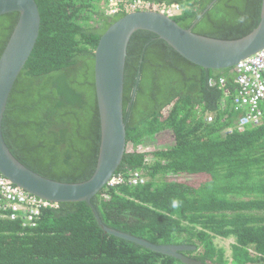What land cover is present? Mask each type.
<instances>
[{"label":"trees","instance_id":"1","mask_svg":"<svg viewBox=\"0 0 264 264\" xmlns=\"http://www.w3.org/2000/svg\"><path fill=\"white\" fill-rule=\"evenodd\" d=\"M109 1L36 0L40 34L12 89L3 135L12 153L45 177L81 182L96 169L101 123L94 53L101 35L126 13L107 16ZM145 1L178 3L182 11L173 18L181 26L223 39L250 33L263 5ZM18 20L16 11L0 16V56ZM221 77L228 94L210 84ZM235 79L233 68L201 67L156 33L132 35L123 99L127 151L116 172H140L146 181L106 186L93 197L107 226L156 244L195 245L183 253L208 264L264 260V107L260 123L240 131ZM156 141L162 145L139 150ZM216 237L235 238L229 258ZM0 264L185 263L106 233L90 205L79 201L43 209L34 227L0 218Z\"/></svg>","mask_w":264,"mask_h":264},{"label":"water","instance_id":"2","mask_svg":"<svg viewBox=\"0 0 264 264\" xmlns=\"http://www.w3.org/2000/svg\"><path fill=\"white\" fill-rule=\"evenodd\" d=\"M19 12V20L0 56V172L28 192L57 203L87 202L99 225L109 234L179 258L185 264H208L183 252L195 245L156 244L107 226L92 203L119 169L127 151L124 122V81L128 44L139 30L156 33L189 61L208 69L233 68L242 59L264 49V0L258 25L236 39L196 33L174 18L154 10L126 13L101 35L94 53V79L100 113L101 139L93 175L81 182L45 177L23 164L10 150L3 135V120L12 89L36 46L41 13L36 0H0V16Z\"/></svg>","mask_w":264,"mask_h":264},{"label":"built area","instance_id":"3","mask_svg":"<svg viewBox=\"0 0 264 264\" xmlns=\"http://www.w3.org/2000/svg\"><path fill=\"white\" fill-rule=\"evenodd\" d=\"M152 4V5H151ZM152 8L158 12L176 16L181 13L182 7L178 3L158 4L145 0H134L132 2L124 0H110L107 13L114 15L122 10L131 11L136 9ZM234 71L236 73L237 92L233 102L235 109L241 112L238 129L244 130L250 124H259L263 116L264 107V49L238 62ZM211 85H219L228 94L225 88L224 77L218 80L211 79ZM208 121L213 120V115L209 114ZM146 178L140 172H134L128 176L122 172H115L108 180V187H115L125 182L137 185L143 184ZM59 203L38 197L28 192L23 187L13 183L0 172V218L11 220H21L26 227L37 225L43 209L57 208Z\"/></svg>","mask_w":264,"mask_h":264},{"label":"rangeland","instance_id":"4","mask_svg":"<svg viewBox=\"0 0 264 264\" xmlns=\"http://www.w3.org/2000/svg\"><path fill=\"white\" fill-rule=\"evenodd\" d=\"M151 5H150V8H148V9H146V7H144L142 9H136V10H154ZM131 11H133V10H131ZM155 11H157V10H155ZM161 145H162V143H160V141H156V142H153L148 147H140L139 150L143 151V150L153 148L156 146H161ZM176 178L177 179H187L185 176H182V175H180ZM214 241L218 247H224L225 248L226 256L229 258L231 255L232 244L235 243V238L234 237H229V238L216 237L214 239ZM249 264H264V260H261L260 262H257V263H249Z\"/></svg>","mask_w":264,"mask_h":264},{"label":"clouds","instance_id":"5","mask_svg":"<svg viewBox=\"0 0 264 264\" xmlns=\"http://www.w3.org/2000/svg\"><path fill=\"white\" fill-rule=\"evenodd\" d=\"M109 2H110V1H109ZM108 4H109V3H108ZM108 4H107V6L103 9V10H104V13H105L107 16H114V15H116V14H114V15H110V14L107 13ZM133 11H137V10H133ZM133 11L122 10V11H120V12L130 13V12H133ZM120 12H119V13H120ZM126 13H125V14H126ZM117 14H118V13H117ZM125 14H124V15H125Z\"/></svg>","mask_w":264,"mask_h":264},{"label":"bare ground","instance_id":"6","mask_svg":"<svg viewBox=\"0 0 264 264\" xmlns=\"http://www.w3.org/2000/svg\"><path fill=\"white\" fill-rule=\"evenodd\" d=\"M161 13H163V12H161ZM163 14H165V15H167V16H169V17H172V18H173V16H170V15H168V14H166V13H163Z\"/></svg>","mask_w":264,"mask_h":264},{"label":"flooded vegetation","instance_id":"7","mask_svg":"<svg viewBox=\"0 0 264 264\" xmlns=\"http://www.w3.org/2000/svg\"><path fill=\"white\" fill-rule=\"evenodd\" d=\"M197 250V249H196ZM199 250V249H198Z\"/></svg>","mask_w":264,"mask_h":264}]
</instances>
